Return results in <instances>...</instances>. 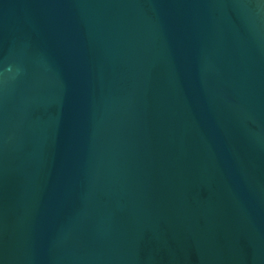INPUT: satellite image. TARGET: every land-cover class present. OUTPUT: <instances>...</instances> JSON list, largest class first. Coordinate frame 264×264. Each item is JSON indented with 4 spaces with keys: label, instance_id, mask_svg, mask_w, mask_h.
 I'll return each instance as SVG.
<instances>
[{
    "label": "water",
    "instance_id": "water-1",
    "mask_svg": "<svg viewBox=\"0 0 264 264\" xmlns=\"http://www.w3.org/2000/svg\"><path fill=\"white\" fill-rule=\"evenodd\" d=\"M0 264H264V0H0Z\"/></svg>",
    "mask_w": 264,
    "mask_h": 264
}]
</instances>
